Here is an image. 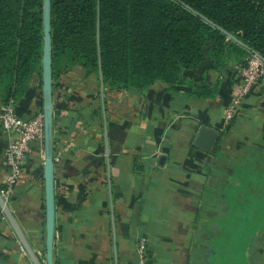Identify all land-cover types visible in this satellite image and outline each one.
I'll return each mask as SVG.
<instances>
[{"label": "crops", "instance_id": "0c3cea01", "mask_svg": "<svg viewBox=\"0 0 264 264\" xmlns=\"http://www.w3.org/2000/svg\"><path fill=\"white\" fill-rule=\"evenodd\" d=\"M240 64L209 57L185 83L105 86V110L98 75L75 66L53 78L55 264H139L143 239L147 264H264V77L226 128ZM15 107L23 119L43 113L41 75ZM203 127L216 133L210 148ZM7 141L0 129V185ZM43 148L32 143L8 203L46 264ZM2 214L0 264H34ZM230 216L256 224L245 253L232 244L221 256Z\"/></svg>", "mask_w": 264, "mask_h": 264}, {"label": "trees", "instance_id": "16d2710c", "mask_svg": "<svg viewBox=\"0 0 264 264\" xmlns=\"http://www.w3.org/2000/svg\"><path fill=\"white\" fill-rule=\"evenodd\" d=\"M51 32L55 79L75 66L99 77L101 62L107 87L179 84L209 57L218 66L243 63L250 49L264 57V0H52ZM42 56L43 0H0L2 106L42 76Z\"/></svg>", "mask_w": 264, "mask_h": 264}, {"label": "water", "instance_id": "95a60500", "mask_svg": "<svg viewBox=\"0 0 264 264\" xmlns=\"http://www.w3.org/2000/svg\"><path fill=\"white\" fill-rule=\"evenodd\" d=\"M203 16V15H202ZM206 20L213 23L224 31L229 38L244 44L237 36L220 27L207 17L203 16ZM52 0H43V56H42V94H43V115L45 122V162L42 165L44 179H45V193H46V211H45V255L46 264H55V230H56V190H55V177H56V162L54 160V104H53V44H52ZM100 30V13L98 15V36ZM251 52H256L250 49ZM260 54V53H259ZM261 55V54H260ZM262 56V55H261ZM264 59V57L262 56ZM100 91L105 110V81L104 74L101 67H99ZM105 112V111H104ZM105 115V114H104ZM106 121V115H105ZM209 135L207 139L203 136ZM202 141L200 145L204 148H210L216 139V133L212 129L203 127L201 129ZM106 139V152L109 153V134L107 128L105 129ZM110 161L109 156H107ZM0 208L13 228L16 236L20 240L24 249L28 253L34 264H44L37 252L35 251L32 243L26 236L23 228L21 227L17 217L15 216L10 204L3 197L0 191Z\"/></svg>", "mask_w": 264, "mask_h": 264}, {"label": "built area", "instance_id": "2783aa9c", "mask_svg": "<svg viewBox=\"0 0 264 264\" xmlns=\"http://www.w3.org/2000/svg\"><path fill=\"white\" fill-rule=\"evenodd\" d=\"M240 75L239 86L233 99L225 110V126L229 128L235 119L237 110L244 99L260 85L264 77V59L259 53L249 52L244 62L237 66ZM0 129L8 135L5 151V163L7 172L3 176L0 191L3 197L9 201L13 194L14 187L23 174V167L28 153L31 151L32 143L45 140V122L43 113L34 117L23 119L16 110L15 104L11 101L0 107ZM45 157V148L42 149ZM59 156H55L57 162ZM2 219H6L2 214ZM143 239L139 246V264H147L146 244Z\"/></svg>", "mask_w": 264, "mask_h": 264}, {"label": "rangeland", "instance_id": "374dc122", "mask_svg": "<svg viewBox=\"0 0 264 264\" xmlns=\"http://www.w3.org/2000/svg\"><path fill=\"white\" fill-rule=\"evenodd\" d=\"M231 199H234V198H231ZM255 224L256 223H251L245 217L241 218L239 216H236V217L230 216L229 220L223 227L225 235L219 242V249L228 247L227 248L228 252L226 253L222 252L221 256L224 254L231 255V251L234 252L233 247H230V245L232 244H233L232 246L235 245L237 247L238 254H240L241 252L245 253L246 251L245 245L247 244V242L250 241L249 235L252 232L251 231L252 228L255 227ZM242 248L244 249L243 251H242ZM233 262H237V260L235 259Z\"/></svg>", "mask_w": 264, "mask_h": 264}]
</instances>
